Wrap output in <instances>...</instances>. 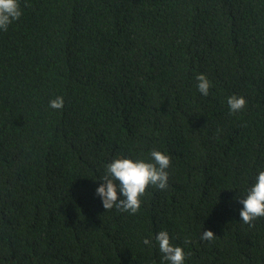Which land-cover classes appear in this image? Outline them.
I'll return each mask as SVG.
<instances>
[{
    "label": "trees",
    "instance_id": "16d2710c",
    "mask_svg": "<svg viewBox=\"0 0 264 264\" xmlns=\"http://www.w3.org/2000/svg\"><path fill=\"white\" fill-rule=\"evenodd\" d=\"M20 6L0 31V264H160L141 241L161 229L185 264H264V218L239 221L233 199L264 169V0ZM153 149L171 156L168 187L135 214L104 210V165Z\"/></svg>",
    "mask_w": 264,
    "mask_h": 264
},
{
    "label": "clouds",
    "instance_id": "9594fccd",
    "mask_svg": "<svg viewBox=\"0 0 264 264\" xmlns=\"http://www.w3.org/2000/svg\"><path fill=\"white\" fill-rule=\"evenodd\" d=\"M23 12L20 0H0V31L20 19ZM197 92L207 97L212 87L211 81L203 74L195 75ZM63 96H56L49 100L48 106L53 110L63 107ZM226 104L230 114L239 113L244 109L246 100L243 96L232 94L226 97ZM171 163V156L158 149L148 153L147 158H139L117 154L104 165L103 174L98 177L94 189L104 210L116 208L128 214L139 211L145 190L148 186L164 190L168 187L169 173L167 169ZM233 199L239 205V221L250 223L257 218H264V169L256 171L251 183L234 191ZM214 238L211 230L201 231V239ZM174 237L166 229L142 237V244L149 248L155 246L160 255V264H185L188 253L180 245L174 244Z\"/></svg>",
    "mask_w": 264,
    "mask_h": 264
}]
</instances>
